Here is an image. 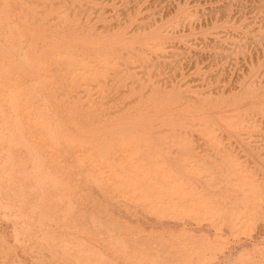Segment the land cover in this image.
I'll return each mask as SVG.
<instances>
[{"label":"rangeland","instance_id":"374dc122","mask_svg":"<svg viewBox=\"0 0 264 264\" xmlns=\"http://www.w3.org/2000/svg\"><path fill=\"white\" fill-rule=\"evenodd\" d=\"M0 264H264V0H0Z\"/></svg>","mask_w":264,"mask_h":264},{"label":"bare ground","instance_id":"6f19581e","mask_svg":"<svg viewBox=\"0 0 264 264\" xmlns=\"http://www.w3.org/2000/svg\"><path fill=\"white\" fill-rule=\"evenodd\" d=\"M132 3V2H131ZM56 9V8H55ZM54 11V10H53ZM24 21V20H23ZM59 22V21H58ZM28 24V23H27ZM65 26V25H64ZM136 26V25H135ZM138 29V28H136ZM58 30V29H57ZM43 32V31H42ZM41 33V32H40ZM46 34V33H45ZM6 44V43H5ZM69 44V43H68ZM45 45V44H44ZM46 53V52H45ZM43 55V54H42ZM28 83V82H27ZM13 84V83H12ZM30 85V84H29ZM13 86V85H12ZM10 90V89H9ZM10 92V91H9ZM30 93V92H29ZM13 95V94H12ZM12 111V110H11ZM14 115V114H13ZM142 122V120H141ZM44 160V159H43ZM4 163V162H3ZM116 166V165H115ZM117 169V168H116ZM27 172V171H26ZM136 178V177H135ZM193 180V179H192ZM186 182V181H185ZM22 195V194H21ZM3 205V204H2ZM4 207V206H3Z\"/></svg>","mask_w":264,"mask_h":264}]
</instances>
